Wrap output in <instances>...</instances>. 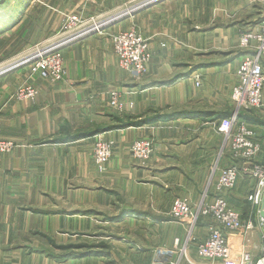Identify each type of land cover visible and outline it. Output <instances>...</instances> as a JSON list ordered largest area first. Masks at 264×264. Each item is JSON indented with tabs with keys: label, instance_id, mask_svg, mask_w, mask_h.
<instances>
[{
	"label": "crops",
	"instance_id": "0c3cea01",
	"mask_svg": "<svg viewBox=\"0 0 264 264\" xmlns=\"http://www.w3.org/2000/svg\"><path fill=\"white\" fill-rule=\"evenodd\" d=\"M150 2L78 0L72 10L84 19L124 17L61 49L65 69L58 84L30 77L23 69L0 76L1 136L14 144L10 153L0 155V264H116L113 248L105 257L109 263L104 256L60 262L46 241L81 245L89 234L102 238L105 226L121 219L122 224L143 220L149 228L144 245L128 249L132 264H205L197 259L196 245L206 236L208 221L200 217L190 228L168 219V211L175 198L198 208L225 164L220 154L224 137L215 130L233 114L227 104L233 70L247 54L238 38L264 13L256 0ZM57 10L48 15V32L59 24ZM131 26L152 53L149 75L141 79L119 67L109 40L110 32ZM35 44L13 47L21 55ZM28 85L35 94L18 99L17 90ZM112 93L123 103L121 114L109 107ZM167 106L182 115L139 122ZM259 110L264 113V97ZM120 120L129 123L119 126ZM253 125L264 162V125ZM97 138L119 145L102 172L92 160ZM140 138H151L155 146L154 157L143 167L131 163L123 150ZM253 186L250 177L240 174L226 198L242 219L257 224L258 213L246 201ZM121 199L127 205L121 203L119 219ZM110 240L123 239L111 235ZM228 243L232 255L225 264H238L244 252L254 262L262 256L264 229L232 234Z\"/></svg>",
	"mask_w": 264,
	"mask_h": 264
},
{
	"label": "built area",
	"instance_id": "2783aa9c",
	"mask_svg": "<svg viewBox=\"0 0 264 264\" xmlns=\"http://www.w3.org/2000/svg\"><path fill=\"white\" fill-rule=\"evenodd\" d=\"M260 1L264 4V0ZM77 22L76 17H71L64 26L70 29L71 25ZM84 34L86 33L83 32L79 36ZM67 41L36 49L21 60L19 65H27L29 72L42 75L48 83L61 82L64 67L59 48ZM112 45L122 68L133 74H140L143 71V67L149 61V53L141 37L132 32L119 33L114 36ZM242 46L254 49L253 56L245 58L238 65L237 83L232 92L233 101L243 111L258 108L263 103L264 72L261 61L264 58V16L255 29L242 36ZM34 94V90L25 88L20 91L19 97H32ZM108 104L110 108H118V98L112 94ZM237 115L234 113L228 118L221 119L216 126L217 132L224 137L225 143L220 154L226 161L217 177L213 179L208 195L201 205L193 209L187 203L175 200L169 211L171 218L187 224L190 228L194 227L200 217L208 221L207 234L196 245L197 259L205 264H225L231 258L232 249L228 239L232 234L242 236L255 228L263 227L260 219L257 224L252 219H242L239 210L226 198V195L234 190L242 174L254 181L246 201L257 213L262 205L264 207V162L259 158L262 144L257 140L254 126L239 119ZM13 148L14 144L4 139L0 130V155L10 153ZM110 148L109 142L98 141L93 145V158L99 167L107 162ZM130 152L136 159L145 160L151 153V145L139 141L132 145ZM238 264H264V245L259 259L253 262L249 254L244 252Z\"/></svg>",
	"mask_w": 264,
	"mask_h": 264
},
{
	"label": "rangeland",
	"instance_id": "374dc122",
	"mask_svg": "<svg viewBox=\"0 0 264 264\" xmlns=\"http://www.w3.org/2000/svg\"><path fill=\"white\" fill-rule=\"evenodd\" d=\"M151 2L155 0H150ZM33 2V3H31ZM78 0H4V2L0 5V76L7 75L9 73L15 72L18 69H23V71H27L29 76H34V75H39V74H32L28 70V66L23 64L19 65L20 61L23 60L25 57L29 56L31 53H33L36 49L40 50L41 48H44L46 46L52 45L54 43H60L63 41L68 40L71 41V38H75L76 40L78 39V36L82 34L83 32L88 34L90 31L92 33L98 32L96 28H104L110 26V21L108 22H102L101 20L98 19H84L82 18L77 10H72V6L75 7V4H77ZM150 2V3H151ZM258 4L262 6L263 13H264V4L260 0H256ZM52 9H58L60 14H57L60 16L59 24L58 26L56 25L55 31H50L48 32V29L50 28L51 24L50 22H47L48 15L50 14ZM64 13V15H62ZM74 15V16H73ZM264 14L262 15V17ZM71 17H76L77 18V24L71 25L70 29H66L64 26L65 23L70 20ZM115 18H120V16L114 17ZM111 19V18H110ZM72 21V20H71ZM259 24V22H258ZM257 24V25H258ZM257 25L254 28L249 29L246 32H243L242 35L238 38V45L240 48H242V51H246L247 54H243L244 57H242V60L238 63V65L247 57L253 56L254 49L253 48H248V47H241V39L242 36L245 35L247 32L250 30H253L257 27ZM95 30V31H93ZM127 32H132L136 34L137 36L141 37L144 40V43L147 45L148 48V53H149V61L148 63L143 67V71L140 74H133L129 70H126L122 68L119 64V67L124 70L126 73L131 78L134 79H141L143 77H146L149 75V64L152 59V53L151 49L149 47L148 41L140 34L138 31L131 26L130 28L127 29H122L117 32H110L109 34V40L111 42V45L113 43V38L115 35L119 33H127ZM80 33V34H79ZM85 34V35H86ZM15 43H37L35 45H31L29 48L26 50L24 49L23 54L18 55V51L14 50V45ZM67 43V42H64ZM64 48V47H63ZM114 46L112 45V50L113 54L116 57L114 53ZM62 48L59 49L61 51ZM10 50V51H9ZM248 51V52H247ZM61 55V52H60ZM248 55V56H247ZM246 56V57H245ZM62 58V55H61ZM117 59V57H116ZM264 59V58H263ZM261 61V64L263 66V72H264V61ZM118 61V59H117ZM63 62V59H62ZM119 63V62H118ZM238 65L234 68L233 70V79H232V86L230 90V96H229V105L230 111L234 114L237 113L238 115L241 113H244L243 115H247L248 117L250 116H255L258 120L263 121L264 115L263 112H261L260 107L263 105L261 104L260 107L258 108H253L249 110H243L241 108L237 107V104L233 101L232 98V92L235 87V84L237 83V77H236V72L238 69ZM64 67V64H63ZM65 69V68H64ZM182 70H179L177 73H181ZM42 77L44 80L45 78L42 75H39ZM63 78V75H62ZM46 81V80H45ZM62 81V80H61ZM47 82V81H46ZM200 82L198 79H195V86H199ZM48 83V82H47ZM60 83V82H58ZM58 83H49L50 85H55ZM25 88H31L34 90L31 86H26ZM25 88H19L17 90V93L15 95L17 96L18 99H25L27 97H19V93L22 89ZM115 95V97L118 98L119 106L118 108H111L113 111L122 113L123 111V103L121 99L119 98V95L112 93ZM111 94V95H112ZM110 95V97H111ZM263 95H264V89H263ZM108 103L110 102V98L107 101ZM246 112V113H245ZM182 115L181 110L176 109L172 106H167L165 109L162 110H155V111H150L146 114V117L141 119V121H150V122H162L165 120L173 119L176 116ZM237 115V116H238ZM171 116V117H170ZM168 117V118H167ZM123 120V119H122ZM120 120L119 126L125 125L126 123H129V121L123 122ZM135 123H138L137 121H134ZM130 123H133L132 121ZM252 126H254V123H250ZM257 127H254L253 130L256 132ZM1 130V128H0ZM216 133L219 135L220 133L215 130ZM109 142L111 143V148H110V156L107 159V162L105 165L102 167H99L95 160H94V155H93V145L98 142ZM142 141V142H148L151 145V153L148 156L147 159L145 160H138L134 156H132L130 149L133 144ZM119 145L114 140L111 139H102V138H97L93 141L92 144V160L99 172H102L105 170L107 163L109 160L113 157L114 152H116L117 148ZM124 152L128 155L129 161L131 163H135L139 166H145L146 164L149 163V161L154 157V152H155V146H154V141L151 138H140V139H135L132 142L126 144L123 147ZM211 187V186H210ZM209 191V190H208ZM208 191L205 193L203 199L208 195ZM175 200H180L185 203H187L186 200L181 199V198H175L172 203ZM120 203L118 204V210H119V219L121 218V215L123 214L122 208H121V203L123 202L125 205H127L126 200H119ZM171 203V205H172ZM123 204V205H124ZM188 204V203H187ZM189 205V204H188ZM171 207V206H170ZM140 208L135 207L134 210H138ZM121 210V211H120ZM142 210V209H141ZM170 211V209H169ZM168 211V219L173 218L170 217ZM116 214V213H114ZM113 218V216H111ZM137 217V216H136ZM132 218V217H131ZM134 219V218H132ZM120 220V223L117 225H112V226H105V228L102 230V232L99 233V236L102 238L99 239H91L90 237L93 236L89 234L87 236V239L85 240V243L81 245H71V246H63L57 244L53 240H47L46 242L50 244V248L52 253H54V257L56 260H59L60 262L64 261L66 258H77V257H103L104 256V261H111L108 258H105L106 255L109 254V252L113 249H115L113 252L115 253V258L116 259V264H132L133 263V256H131L130 252L128 251L129 247L136 248V247H142L144 245V240H143V234L147 233L148 225L143 223V220H136L134 223H125L122 224ZM112 227V228H111ZM111 235H119L123 240L119 242H114L113 244L111 243ZM83 242V241H82ZM54 248V250H52ZM81 255H86V256H81ZM164 257V256H163ZM136 259V258H135ZM169 260V259H168ZM105 263V262H104ZM151 264V262H150ZM158 264V263H156Z\"/></svg>",
	"mask_w": 264,
	"mask_h": 264
},
{
	"label": "water",
	"instance_id": "95a60500",
	"mask_svg": "<svg viewBox=\"0 0 264 264\" xmlns=\"http://www.w3.org/2000/svg\"><path fill=\"white\" fill-rule=\"evenodd\" d=\"M3 2H4V0H0V5H1ZM148 4H150V3H148ZM119 16H120V18L112 19V20L110 21V24H109V25L116 23L117 21L121 20V19L124 17V15H119ZM97 29L102 30L101 27H100V28H97ZM97 29H95V30H97ZM95 30H93V31H95ZM100 30H97V31H100ZM90 31H92V30H90ZM90 31H87V32H89L88 34H91V33H92V32H90ZM94 33H95V32H94ZM88 34H86V35H88ZM86 35L84 34V35L78 36V39H79V38H82L83 36H86ZM70 40H71V41H69V42L67 41V43H65V44H64L63 46H61L60 48L66 47L67 45H69V44H71L72 42H74L76 39H75V38H71ZM60 48H59V49H60ZM258 216H259L260 220L262 221L263 229H264V207H263V205L260 207V209H259V211H258Z\"/></svg>",
	"mask_w": 264,
	"mask_h": 264
},
{
	"label": "trees",
	"instance_id": "16d2710c",
	"mask_svg": "<svg viewBox=\"0 0 264 264\" xmlns=\"http://www.w3.org/2000/svg\"><path fill=\"white\" fill-rule=\"evenodd\" d=\"M246 113V112H245ZM244 113H240L239 115H238V118L239 119H243V120H245L246 122H248V123H254V124H258V125H264V120L263 121H261V120H258L255 116L254 117H248L247 115H243ZM171 117V116H170ZM168 118V117H167ZM142 122H150V121H141L140 123H142ZM81 256H86V255H81Z\"/></svg>",
	"mask_w": 264,
	"mask_h": 264
},
{
	"label": "bare ground",
	"instance_id": "6f19581e",
	"mask_svg": "<svg viewBox=\"0 0 264 264\" xmlns=\"http://www.w3.org/2000/svg\"><path fill=\"white\" fill-rule=\"evenodd\" d=\"M24 60V59H23Z\"/></svg>",
	"mask_w": 264,
	"mask_h": 264
}]
</instances>
